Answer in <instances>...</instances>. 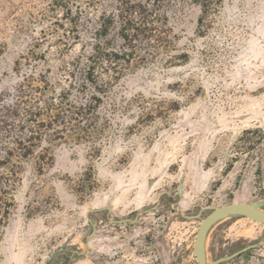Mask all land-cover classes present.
I'll use <instances>...</instances> for the list:
<instances>
[{
  "label": "rangeland",
  "instance_id": "rangeland-1",
  "mask_svg": "<svg viewBox=\"0 0 264 264\" xmlns=\"http://www.w3.org/2000/svg\"><path fill=\"white\" fill-rule=\"evenodd\" d=\"M156 12L116 109L102 104L108 124L44 130L16 160L8 150L28 134L16 85L47 67L63 77L80 44L53 0H0V264H197L208 210L193 215L264 196V0H164ZM263 235L248 217L222 219L207 260ZM219 264H264V244Z\"/></svg>",
  "mask_w": 264,
  "mask_h": 264
},
{
  "label": "trees",
  "instance_id": "trees-1",
  "mask_svg": "<svg viewBox=\"0 0 264 264\" xmlns=\"http://www.w3.org/2000/svg\"><path fill=\"white\" fill-rule=\"evenodd\" d=\"M74 1L53 0L70 25L72 42L80 44L77 54L60 66L63 77L51 80L49 67L37 75L25 71L15 87L14 105H24L20 121L28 125V134L16 136L15 147L8 150L16 160L32 152L31 139L44 130L61 136L59 125L83 131L91 125L108 124L109 119L100 116L102 104L110 101L112 110L116 109L113 96L120 75L135 57L145 59L136 52L150 44L156 29L152 18L164 0H87V7ZM35 55L31 52L23 59L30 61ZM15 64L20 67L19 61Z\"/></svg>",
  "mask_w": 264,
  "mask_h": 264
},
{
  "label": "water",
  "instance_id": "water-1",
  "mask_svg": "<svg viewBox=\"0 0 264 264\" xmlns=\"http://www.w3.org/2000/svg\"><path fill=\"white\" fill-rule=\"evenodd\" d=\"M264 196L261 199H258L253 202H230L218 206H206L199 209L198 213L193 215L198 217L203 210H208V212L201 218L197 226V230L194 235L193 241V253L196 258L197 264H219L221 262L230 260L236 256L241 255L242 253L264 244V235L262 238L255 242L247 243L241 246L238 249L230 253H225L215 259L207 260L206 256V239L210 229L222 219L231 216H245L254 221H258L264 224ZM66 242H63L62 245L53 251L48 257L49 260L53 255L63 249V246Z\"/></svg>",
  "mask_w": 264,
  "mask_h": 264
}]
</instances>
